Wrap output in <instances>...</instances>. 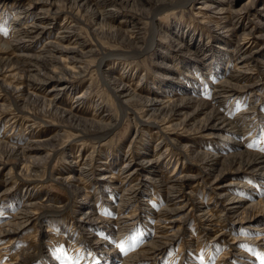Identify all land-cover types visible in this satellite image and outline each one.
Instances as JSON below:
<instances>
[{
  "label": "rangeland",
  "instance_id": "obj_1",
  "mask_svg": "<svg viewBox=\"0 0 264 264\" xmlns=\"http://www.w3.org/2000/svg\"><path fill=\"white\" fill-rule=\"evenodd\" d=\"M104 2L0 0V264H264V0Z\"/></svg>",
  "mask_w": 264,
  "mask_h": 264
},
{
  "label": "bare ground",
  "instance_id": "obj_2",
  "mask_svg": "<svg viewBox=\"0 0 264 264\" xmlns=\"http://www.w3.org/2000/svg\"><path fill=\"white\" fill-rule=\"evenodd\" d=\"M6 1V0H5ZM75 2H76V4L79 6V7H87V6H89L90 7V5H91V7H93L94 9H90V11H89V13L91 14V16H93V17H97V18H102L103 20L104 19H110V18H112L113 16H114V14L115 13H113L115 10H106V11H104V13H103V11H100V8H102L106 3L104 2V0H75ZM109 2L110 3H115V2H119V3H124L125 4V6H128V2H129V0H109ZM131 3H133V2H131ZM117 5V4H116ZM113 6V5H112ZM115 6V5H114ZM89 14V15H90ZM35 28L34 29H39L38 28V25H36V26H34ZM19 33H21V32H19ZM23 33V32H22ZM132 33H135V31L134 32H132ZM24 34V33H23ZM30 34V33H29ZM20 36V35H19ZM29 36V35H28ZM27 37V36H26ZM19 40V39H18ZM27 40V39H26ZM60 40V39H59ZM68 40V39H67ZM23 43H25L24 41H22L21 42V44H23ZM20 47V46H19ZM59 47V46H58ZM61 47V46H60ZM62 48V49H61ZM60 49H55V52H64V53H66V54H69V53H74L75 52V50L74 49H71V48H63V47H61ZM52 51V50H51ZM49 52V51H48ZM51 55V54H50ZM24 57V56H23ZM47 57V56H46ZM43 58V57H42ZM41 58V59H42ZM53 58H54V56H53ZM30 59H34V60H37V62L38 61H40L41 63H45L44 62V60H41V59H38V58H34V57H31L30 56ZM45 59V58H44ZM247 58H240V60H239V63L241 64V68L242 69H244L245 67H246V63L245 62H247V60H246ZM48 60H49V58H48ZM53 60V59H52ZM51 60V61H52ZM31 62H33V61H31ZM48 62V61H47ZM27 63H29V62H27ZM27 65V64H26ZM22 66H24V64L22 65ZM248 66V65H247ZM238 69V68H237ZM71 70V69H70ZM54 72V71H53ZM241 72H244L243 70H241ZM55 73V72H54ZM63 74V73H62ZM55 77H53V76H51V77H49V78H45V79H48L49 81H56L57 83H61V81H63L62 79H65L63 76H60V75H58L57 73H55ZM57 77V78H56ZM47 82V81H46ZM41 84V83H40ZM46 84V83H45ZM44 85V84H43ZM31 87V86H30ZM225 88V87H224ZM228 88V87H227ZM247 88V87H246ZM115 90V89H114ZM222 91V90H221ZM221 91H219V92H221ZM217 93V92H216ZM225 93V92H224ZM218 94V93H217ZM219 98L221 97V96H218ZM217 97V98H218ZM165 101H168V98H167V100H165ZM156 104H155V102H153V103H148V106H155ZM186 105H183V106H180V107H176V108H174V109H172V113H173V115H178L177 113L181 110V108H183V107H185ZM249 113V112H248ZM172 115V114H171ZM215 116V115H214ZM215 118V117H214ZM106 127H102L101 129H105ZM206 129H209V130H213V131H226L227 130V128H226V126H221V125H219V126H217V125H211V126H209V125H207L206 126ZM107 131V130H106ZM228 131V130H227ZM234 131V130H233ZM37 144V143H36ZM41 148V147H40ZM40 148H38V147H36V148H30L29 149V151H38ZM215 158L216 157H210L209 159H207L206 160V164L207 165H209V166H214V160H215ZM260 159H261V157H257V156H252V157H250V159H247L246 161H245V167H247L248 169H250V168H252V170L255 168V170H262V168L261 167H263L262 166V164L264 163V161H260ZM29 162V161H28ZM133 165L137 168V169H142V164H140V163H133ZM258 166V169H256V167ZM128 167H131V166H128V163H127V165H125L124 167H123V169H128ZM133 167V166H132ZM148 168H152L151 166L150 167H148ZM86 169V168H85ZM129 170V169H128ZM141 171V170H140ZM254 171V170H253ZM207 173V172H206ZM205 173V174H206ZM254 173V172H253ZM256 173V172H255ZM128 175V174H127ZM134 175V174H133ZM130 177V176H129ZM181 180V179H180ZM176 181V180H175ZM179 181V180H178ZM184 183V182H183ZM177 184H178V182H177ZM179 185V184H178ZM177 185V186H178ZM182 185V184H181ZM174 186V185H173ZM172 187V186H171ZM175 187V186H174ZM182 187V186H181ZM133 189V188H132ZM175 189V188H174ZM218 189V188H217ZM134 190V189H133ZM137 191V190H136ZM174 191V190H173ZM131 192H132V190H131ZM244 201V200H243ZM243 201H241V200H236V199H229L228 200V203H226V206H224V205H221L220 206V208H219V211L218 212H220V213H222V215H224L225 217H226V215H229V214H231V215H234L237 211H238V209H239V207H238V205L237 204H241ZM198 203V202H197ZM223 206V207H222ZM30 208V207H29ZM175 210V209H174ZM223 210V211H222ZM181 211V210H180ZM223 212H225L224 214H223ZM27 213V212H26ZM174 213V212H173ZM172 213V214H173ZM169 214V213H168ZM226 214V215H225ZM239 214V213H238ZM241 214H242V212H241ZM23 215V217L24 218H28L29 217V214H25V213H23L22 214ZM163 216V215H162ZM172 216V215H171ZM210 216V219H206V222L210 225V226H213V225H216V224H211V222H213V219H214V217H212V214H210L209 215ZM223 216V217H224ZM168 217V216H167ZM219 217V216H218ZM258 217H260V214H256V215H251V217H247V219L245 218V220H246V222L247 223H249V222H255L257 219H259ZM30 218V217H29ZM123 219V220H122ZM122 219H120V220H122V222H129L130 220H131V217H128V216H125L124 218H122ZM165 220V219H164ZM214 220H216V219H214ZM178 221L177 220H171V221H168L167 222V224L169 225H172V226H175V224L177 223ZM240 222H244V221H242V220H240ZM117 223V222H116ZM160 223V222H159ZM206 223V224H207ZM122 224V223H121ZM166 224V225H167ZM160 225V224H159ZM165 225V224H164ZM163 226L164 227V229L165 228H167V226ZM260 226V225H259ZM16 226H11V228H9V229H7V230H5V236H8V235H11V234H14V232L12 231V230H15L16 228H15ZM209 227V226H208ZM158 229H161V226H160V228H158ZM168 229H170V227L169 228H167V230ZM248 230H250V231H252V232H262L263 230H264V228H263V226L262 227H256V225H251L250 227H248L247 228ZM166 230V231H167ZM204 230H205V228H204ZM207 230L209 231L208 233H211V232H213L214 231V229L213 228H207ZM161 236L160 237H162V235H163V232L161 231ZM167 233V232H166ZM259 235V233L257 234V236ZM166 236V235H165ZM168 237H169V235H168ZM167 237V238H168ZM218 238H219V236H217ZM261 236H259V238H260ZM171 238V237H170ZM168 238L167 239V241H166V238L165 237H163L161 240H159L158 242H159V244H157L156 246H153L149 251H146V253L144 254H141V255H139L138 256V258H137V260H135L138 264H142V263H144L146 260L147 261H156L157 260V257L162 253V251L169 245V243L170 242H172V240H173V238ZM216 238V237H215ZM214 238V239H215ZM255 238H257V239H255ZM259 238L258 237H253V239H255V240H253L255 243H258L259 242ZM262 239V238H261ZM260 239V240H261ZM217 240V239H216ZM219 240V239H218ZM225 254V253H224ZM224 256H226V255H223L222 257H224ZM228 257V256H227ZM226 257V258H227ZM243 257H245V256H243ZM223 259V258H222ZM130 260H131V257H130ZM124 261V260H123ZM128 261V260H127ZM219 261V260H218ZM224 261H225V259H224ZM221 262V261H220ZM131 263H132V261H131ZM127 264V263H126ZM133 264V263H132ZM220 264V263H219Z\"/></svg>",
  "mask_w": 264,
  "mask_h": 264
},
{
  "label": "snow or ice",
  "instance_id": "obj_3",
  "mask_svg": "<svg viewBox=\"0 0 264 264\" xmlns=\"http://www.w3.org/2000/svg\"><path fill=\"white\" fill-rule=\"evenodd\" d=\"M120 247L121 251H124L123 245H118Z\"/></svg>",
  "mask_w": 264,
  "mask_h": 264
}]
</instances>
